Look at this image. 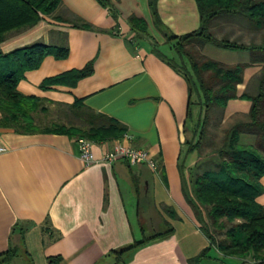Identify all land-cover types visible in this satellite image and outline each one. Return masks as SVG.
<instances>
[{
	"label": "crops",
	"instance_id": "1",
	"mask_svg": "<svg viewBox=\"0 0 264 264\" xmlns=\"http://www.w3.org/2000/svg\"><path fill=\"white\" fill-rule=\"evenodd\" d=\"M111 1L117 19L97 0H62L54 13L10 34L0 48L6 53L39 42L67 47V57L47 56L37 69L27 71L18 90L65 104L82 99L123 123L127 133L121 142L148 150L157 169L124 158L103 161L117 140L92 142L95 162L86 164L78 141L66 135L0 130L7 148L0 153V255L13 250V259L20 256L28 264H190L209 248L196 264H257L251 254L223 255L202 233L183 192L193 191L189 169L196 163L195 151L183 162L187 83L152 51L153 41L163 45L166 40L154 24L148 0ZM157 8L162 23L175 35L200 26L195 0H158ZM131 16L146 21L147 38L132 41ZM77 21L90 28L74 26ZM235 26L231 38L242 34ZM240 53L248 55L240 63H249L250 53ZM90 62L91 75L75 85L40 87L44 79ZM256 71L257 66L245 69L239 93ZM249 108L240 99L227 106L231 114ZM259 182L263 192L256 201L264 205V176ZM162 224L171 227L161 232ZM150 230L155 233L146 235ZM55 256L60 259L53 263L50 258Z\"/></svg>",
	"mask_w": 264,
	"mask_h": 264
},
{
	"label": "trees",
	"instance_id": "2",
	"mask_svg": "<svg viewBox=\"0 0 264 264\" xmlns=\"http://www.w3.org/2000/svg\"><path fill=\"white\" fill-rule=\"evenodd\" d=\"M97 1L109 9L113 18H118L119 12L111 0ZM195 1L200 15L199 28L175 35L169 32L159 17L158 0H148L154 24L165 36L163 45L167 50L153 41L152 51L185 79L187 120L193 116L194 104L202 108L192 137L185 140L184 144L189 145L185 153L201 148L210 121L209 111L213 107L226 109L231 100L240 99L247 101L250 108L247 113H235V118L240 120L241 117L242 120L225 129L223 137L217 139L221 146L218 170L212 174L192 175V193L186 188L183 192L211 245L227 256L251 254L257 264H261L264 263V205L259 204L256 198L263 192L259 180L264 176V0ZM61 3L62 0H0V45L10 34L36 26L43 15L54 13ZM220 17L226 19V25L223 26L224 21L216 22ZM128 21L134 34L133 42L148 37L147 23L143 18L131 16ZM234 24L242 31L237 38H231L236 27ZM74 26L90 28L83 21L75 22ZM218 28L221 34L229 32V37L215 35L213 31ZM244 36L249 37L248 42L244 41ZM205 45L248 51L250 62L227 64L212 59L202 52ZM50 55L63 59L68 55V48L40 42L6 53L0 48V130H12L19 134H61L76 141L86 139L96 143L121 140L127 133V127L93 110L82 99L65 104L25 95L18 90L26 72L37 69ZM249 66H257V71L244 91L239 93V85L244 82L245 69ZM92 71L90 62L82 69L48 77L40 87L73 86L91 75ZM254 86L255 92L252 89ZM51 114H55L57 119L46 122L40 118V115L48 118ZM187 128L186 123L184 132ZM208 249L191 259L190 264H196L202 256H206ZM14 256L13 250L2 253L0 264L11 262ZM59 259V256L50 258L53 263Z\"/></svg>",
	"mask_w": 264,
	"mask_h": 264
},
{
	"label": "rangeland",
	"instance_id": "3",
	"mask_svg": "<svg viewBox=\"0 0 264 264\" xmlns=\"http://www.w3.org/2000/svg\"><path fill=\"white\" fill-rule=\"evenodd\" d=\"M234 19V17H233ZM241 19V18H240ZM239 19V20H240ZM226 19H223L222 17L218 18L216 20V22L218 21H224L225 22ZM247 22V21H246ZM233 23V22H232ZM226 25V22L223 24V26ZM227 27V26H226ZM220 28L216 29L213 31V33L215 35L220 34L221 37H229V32H225L224 34L220 33L219 31ZM227 29H229L227 27ZM161 49L166 50V45L162 46L161 45ZM202 52L215 60L227 63V64H237L240 63V61H243L245 59L246 55L245 53H231L228 50L225 49H220L217 47H214L212 45H206ZM253 92L256 91V86H254L253 88ZM196 99V97H195ZM200 112H202V108L200 107L199 104H194L193 105V116L192 118H189L187 121V129H186V138H191L192 137V133H193V128L195 127L197 121L199 120V114ZM230 110L229 109H221L218 107H213L210 111H209V124L207 126V130H206V136L205 139L203 141V144L201 146V148L197 151H195V165L189 169V173L190 175H195L197 173H202V172H207V173H214L216 170H218L219 164L221 162L220 159V154H219V149H220V145L218 140H220L223 137V131L226 129L231 128L235 123H237L238 121L242 120L240 117V120L238 119V117L235 118L234 114L229 113ZM243 114V113H247V112H238V114ZM203 116H204V109H203ZM233 116V117H232ZM41 120H44L46 122H48L49 120H56L57 117L54 114H51L50 116H48V118H44L43 115H40ZM234 121V122H233ZM233 122V123H232ZM217 134V135H216ZM218 136V137H217ZM217 137V138H216ZM218 139V140H217ZM189 145L186 144L185 145V149L184 151L186 152V150L188 149ZM189 153H185L184 157H183V162L186 161V158L188 157ZM131 211V220L133 223V226L136 228L135 232L137 235V238H141L142 237V233L138 228V225L135 221V219L133 218V212ZM203 217L206 221V212L203 210ZM147 228H150L149 224L146 223ZM153 227V225H152ZM161 232H166L168 230V228L171 227V225L169 226L168 224H162L161 225ZM155 231V230H154ZM150 230L146 232V235L151 236L153 235L155 232ZM176 235L179 236L180 235V231L176 232ZM15 259V260H14ZM12 259L11 262L6 263V264H28L27 261H25L24 258H21L20 256L17 258Z\"/></svg>",
	"mask_w": 264,
	"mask_h": 264
},
{
	"label": "built area",
	"instance_id": "4",
	"mask_svg": "<svg viewBox=\"0 0 264 264\" xmlns=\"http://www.w3.org/2000/svg\"><path fill=\"white\" fill-rule=\"evenodd\" d=\"M79 150L80 157L86 164L95 162L94 155L92 153V142L86 139H79ZM7 148L1 143V133H0V153L5 152ZM118 158L126 159L130 164H146L152 170L157 169V161L150 154V152L143 148H134L130 145H126L117 140L113 147L107 150L103 156L102 160L105 162H114Z\"/></svg>",
	"mask_w": 264,
	"mask_h": 264
}]
</instances>
